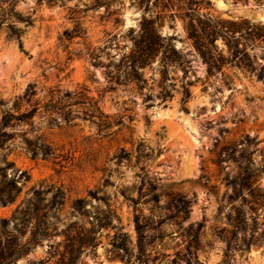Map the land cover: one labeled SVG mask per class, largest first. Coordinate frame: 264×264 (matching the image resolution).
<instances>
[{
  "label": "rangeland",
  "instance_id": "rangeland-1",
  "mask_svg": "<svg viewBox=\"0 0 264 264\" xmlns=\"http://www.w3.org/2000/svg\"><path fill=\"white\" fill-rule=\"evenodd\" d=\"M139 1L58 0L49 5L19 0L21 12L35 10L22 47L7 37L6 24L0 28V46L7 45L0 47V102L11 106L32 83L33 101L39 102L36 132L52 152L32 156L20 134L11 142L9 158L28 171L30 180L16 202L0 206V217L9 218L32 185H53L65 191L59 230L82 220L72 215L78 198L87 200L90 219L114 214L98 232L95 254L87 248L77 264H264V81L238 66H224L207 78L206 65L189 52L183 20L168 17L184 12L179 6L189 0H171L173 5L151 0L146 15L164 16L159 31L175 36L176 46L191 60L188 72L169 68L168 83L175 86L166 100L160 96V55L142 69L143 88L118 83L108 65L130 50L128 31L132 26L138 30L145 13ZM194 7L222 19L264 24L255 20L264 8L260 0H200ZM128 10L135 13L130 25ZM76 21L85 36L64 34ZM252 52L256 64L264 65V41ZM189 80L194 81L192 94L183 102L182 83ZM31 107L25 103L22 109ZM28 129L24 124L17 130ZM190 141L195 142L192 153ZM185 163L192 170L186 171ZM177 198L186 201L183 208ZM3 225L0 221V229ZM122 234L130 255L117 246ZM48 248L45 240L17 264L46 258Z\"/></svg>",
  "mask_w": 264,
  "mask_h": 264
},
{
  "label": "trees",
  "instance_id": "trees-1",
  "mask_svg": "<svg viewBox=\"0 0 264 264\" xmlns=\"http://www.w3.org/2000/svg\"><path fill=\"white\" fill-rule=\"evenodd\" d=\"M40 3L43 0H38ZM49 5L58 0H45ZM158 4L160 0H155ZM183 1V0H179ZM200 0H189L179 9L182 13L171 12L168 17H180L184 22L186 40L191 49L200 57L207 67V78L221 72L224 66L242 67L255 73L264 81V65L256 64V55L252 49L258 42L264 41V24L252 22L248 19L230 20L222 19L211 13H201L194 7ZM264 1V0H260ZM19 0H0V28L6 24L7 37L19 42L22 47V35L29 26L34 25V11L23 13L17 9ZM140 5H145V13L140 21L138 30L130 27L128 34L132 39L130 50L125 52L118 61H110L113 65L112 79L118 83H136L143 88L147 80L143 76V68L150 65L160 55V70L162 72L160 96L163 100L171 97V88L175 84L168 83L169 68L182 67L187 74L191 60L182 49L174 42L175 36L166 37L159 31L158 23L164 16H147L150 11L151 0H140ZM163 2V0H162ZM169 3H174L170 0ZM166 7H169L165 4ZM166 16V15H165ZM86 30L80 21H76L71 33L65 31L69 37L85 36ZM219 40L224 46L219 44ZM94 63H98V56L90 52ZM198 80V79H197ZM196 80V81H197ZM193 80L182 83L183 102L191 97ZM84 90H88L83 87ZM36 94L35 86L30 83L23 94L16 95L11 106L1 100L0 104V206H6L18 200L24 185L30 180L27 170H21L14 160L9 158L10 145L18 134L26 151L36 157L50 155L51 147L46 138L36 132L34 116L38 108V100L33 101ZM151 96V95H149ZM93 105L97 106L99 100L86 96ZM34 103H33V102ZM30 103L31 108L23 110V105ZM28 124L30 129L18 132V127ZM28 132H34L33 137ZM19 171H21L19 173ZM32 185L27 195L17 205L9 218H1L4 224L0 229V264H17L19 257H27L38 245H44L48 240V256L46 258L29 259L26 264H77L87 248L95 254L98 244V232L111 223L114 214L101 216L96 214L93 219L86 214L87 200L78 198L73 203L72 215L81 217L80 220L67 224L59 230V223L64 221L59 213L65 204V191L60 187L49 186L42 188ZM53 191L49 197L50 191ZM177 203L183 208L186 201L177 198ZM76 213V214H75ZM87 223H90L88 226ZM62 236L61 240H57ZM117 245L129 254L125 244V234Z\"/></svg>",
  "mask_w": 264,
  "mask_h": 264
},
{
  "label": "water",
  "instance_id": "water-1",
  "mask_svg": "<svg viewBox=\"0 0 264 264\" xmlns=\"http://www.w3.org/2000/svg\"><path fill=\"white\" fill-rule=\"evenodd\" d=\"M134 14L135 13L133 10H128L126 12V15H125L126 16V25H130L131 20H133ZM255 20L264 21V8L257 11V15L255 17ZM27 37L31 38V34H28ZM6 46L7 45L5 43H3L0 47L5 49Z\"/></svg>",
  "mask_w": 264,
  "mask_h": 264
},
{
  "label": "bare ground",
  "instance_id": "bare-ground-1",
  "mask_svg": "<svg viewBox=\"0 0 264 264\" xmlns=\"http://www.w3.org/2000/svg\"><path fill=\"white\" fill-rule=\"evenodd\" d=\"M174 125V124H173ZM173 125L171 124V128L173 127ZM173 129L175 130V128L173 127ZM181 133H183L182 131H180ZM180 134V133H179ZM183 135V134H182ZM190 146H189V149H190V151H191V153H192V151H193V148H194V145H195V142L194 141H190ZM185 170L186 171H190V170H192V166H191V164L190 163H185Z\"/></svg>",
  "mask_w": 264,
  "mask_h": 264
}]
</instances>
